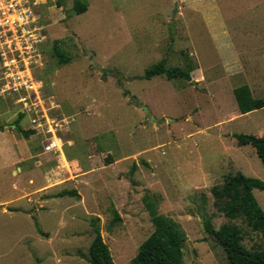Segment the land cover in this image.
Wrapping results in <instances>:
<instances>
[{"label": "rangeland", "instance_id": "374dc122", "mask_svg": "<svg viewBox=\"0 0 264 264\" xmlns=\"http://www.w3.org/2000/svg\"><path fill=\"white\" fill-rule=\"evenodd\" d=\"M58 1L42 8L41 86L0 95V264H92L94 220L114 262L131 264L154 230L147 203L185 233L182 264H230L205 218L263 253V233L211 190L237 172L264 181L234 137H264V108L241 114L233 94L264 98V0H84L82 14ZM162 60L191 81L144 79ZM53 137L61 152L45 151Z\"/></svg>", "mask_w": 264, "mask_h": 264}, {"label": "trees", "instance_id": "16d2710c", "mask_svg": "<svg viewBox=\"0 0 264 264\" xmlns=\"http://www.w3.org/2000/svg\"><path fill=\"white\" fill-rule=\"evenodd\" d=\"M61 3L59 0L58 4ZM72 9L74 13L82 14L87 11V3L84 0H74ZM52 55L60 63L68 61L65 49L59 42L52 46ZM160 75H165L169 80L191 81L190 71L179 67L168 68L164 60L148 67L143 78L151 79ZM233 94L241 114L264 108V98H255L247 85L235 88ZM18 132L26 139L35 133L34 130L26 131L21 128H18ZM234 137L239 145H251L264 163V137L247 134H235ZM254 189L264 191V181L237 172L227 175L223 184L213 187L211 192L215 204L229 219L243 216L252 230L261 231L264 235V211L255 198ZM61 195L79 198L76 190L63 191ZM147 206L151 207V204L147 203ZM150 207L154 230L140 244L131 264H182L185 233L173 220L158 215ZM115 219L120 220V217L116 215ZM92 226L94 239L89 247L91 263L116 264L102 237L98 221H92ZM204 229L215 237L230 264H264V252L257 253L246 248L241 243L240 231L235 226L225 224L216 229L211 219L205 218Z\"/></svg>", "mask_w": 264, "mask_h": 264}, {"label": "built area", "instance_id": "2783aa9c", "mask_svg": "<svg viewBox=\"0 0 264 264\" xmlns=\"http://www.w3.org/2000/svg\"><path fill=\"white\" fill-rule=\"evenodd\" d=\"M47 3L48 0H0V95L37 92L41 86L35 75L47 42L45 26L40 22ZM22 101L28 106L25 99ZM45 151L61 152V146L53 137Z\"/></svg>", "mask_w": 264, "mask_h": 264}, {"label": "water", "instance_id": "95a60500", "mask_svg": "<svg viewBox=\"0 0 264 264\" xmlns=\"http://www.w3.org/2000/svg\"><path fill=\"white\" fill-rule=\"evenodd\" d=\"M143 109L147 112V114H148V109L144 106L143 107ZM152 119H155V118H152ZM158 122H160V121H158Z\"/></svg>", "mask_w": 264, "mask_h": 264}, {"label": "crops", "instance_id": "0c3cea01", "mask_svg": "<svg viewBox=\"0 0 264 264\" xmlns=\"http://www.w3.org/2000/svg\"><path fill=\"white\" fill-rule=\"evenodd\" d=\"M62 150V149H61Z\"/></svg>", "mask_w": 264, "mask_h": 264}]
</instances>
